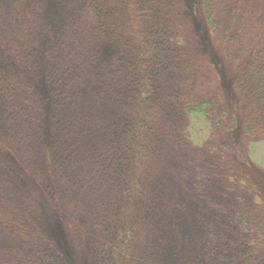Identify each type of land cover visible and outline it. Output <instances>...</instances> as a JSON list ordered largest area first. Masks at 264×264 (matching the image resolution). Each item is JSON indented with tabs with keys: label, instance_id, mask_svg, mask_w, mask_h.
<instances>
[{
	"label": "rangeland",
	"instance_id": "374dc122",
	"mask_svg": "<svg viewBox=\"0 0 264 264\" xmlns=\"http://www.w3.org/2000/svg\"><path fill=\"white\" fill-rule=\"evenodd\" d=\"M84 1L0 0V264L42 248L58 253L46 264H264V136L244 131L264 118V0H195L212 22L180 0H128L117 25L69 33ZM162 22L147 72L81 82ZM205 99L206 117L186 113ZM133 124L145 150L120 186L101 180L99 155Z\"/></svg>",
	"mask_w": 264,
	"mask_h": 264
},
{
	"label": "trees",
	"instance_id": "16d2710c",
	"mask_svg": "<svg viewBox=\"0 0 264 264\" xmlns=\"http://www.w3.org/2000/svg\"><path fill=\"white\" fill-rule=\"evenodd\" d=\"M84 1V0H83ZM184 8L186 9H192L194 13L193 20L196 16V3L195 0H180ZM130 5H132V2L128 0H85L83 2L82 10L84 11L82 13V16L77 15V11L71 15H75V20L72 22L70 19V16L67 17V22L70 26L69 33L76 34L77 31L83 32L86 31H92V29H101L103 24L102 19L105 17L108 24L112 23L113 25H117L113 18L112 12L115 10H125ZM200 10V9H199ZM198 10V12H199ZM126 11V10H125ZM201 15L205 21L212 22L214 10L211 8L210 3H207V6H205V9L200 10ZM157 15V14H155ZM152 18V16H151ZM150 18L149 26H155ZM153 19L155 20V16H153ZM77 20V22H76ZM111 21V22H110ZM164 25L165 23H161ZM148 29V28H147ZM102 30H106V37L110 40H114L113 36L111 35V30L113 28H104ZM101 33V31L99 32ZM71 36V34H70ZM112 36V37H110ZM169 37V33L167 30V27L161 26L157 28L154 31V35H150V30L147 33V35L142 39H139V42H134L133 46L131 45L130 51H126L128 53V56L124 57L122 54L117 57H111L108 60H102L98 62L96 65L92 64L91 67H88L81 79V82L83 80H92V82L97 81V77L104 78V75H107L106 78H104L106 81L109 80V78L112 76L114 79L120 78V74L125 73L127 74V77L130 81L134 80L135 75L133 72L136 70L139 72V68L144 66L145 62V54L150 53L151 48H155L156 51H159L163 47V42L165 39ZM120 38V37H119ZM100 39V38H99ZM98 41V40H96ZM115 43V42H114ZM123 46V45H122ZM124 47V46H123ZM2 53L5 57H7L9 60L13 61L15 64L19 65L18 56L22 57V53L20 49L13 48L11 45H6L2 49ZM143 54L142 58L141 55ZM143 59V61H142ZM141 60V62H140ZM96 61V59H91L90 63ZM84 63L79 60V69L82 68ZM66 64L64 65L65 68ZM14 69V68H13ZM92 70H95L94 74L86 79V77L90 74ZM144 70L147 72L146 65L144 66ZM77 70H70L69 73L71 74V80L72 83L75 78V73ZM125 71V72H124ZM64 72V69H63ZM50 72L47 76H49ZM133 78V79H131ZM41 89L39 85V90ZM55 93H50V96H46V100L53 99ZM255 98L260 97V91L256 89V92L253 94ZM24 100L28 101L26 97H24ZM22 99V104L29 107L28 102H25ZM211 102L209 100H200L196 104H189L186 105V113L191 116H201L206 117L207 110L210 108ZM43 108V107H42ZM21 111H23V106H21ZM117 117V116H116ZM43 118L42 114L40 119ZM250 123H246L244 127L245 134L247 137H257V136H264V118L263 119H256L251 125H248ZM43 132L46 131V126H44ZM123 133L116 134L115 140H111V143H109V146L107 148H104L105 151L101 152L99 155L98 163L99 166L96 171V175L101 179H105L106 176H110L111 180L116 183L117 186H120L122 184V176L127 171V168L132 165L133 159H132V150H145V144L143 143V129H140V126L137 127V125H129L128 126V144H126L124 141H122ZM6 152H8L7 147H3L1 145V154L4 153L6 155ZM7 157V156H6ZM134 157V155H133ZM104 166V167H102ZM1 176H3L1 171ZM261 191H257L259 193ZM7 227L5 226L6 229ZM37 251H39L37 249ZM42 251L45 255H58L56 250H49L46 249L45 251L42 248ZM48 256L39 258L35 257L34 260H36L35 264H46L48 260ZM38 260V261H37Z\"/></svg>",
	"mask_w": 264,
	"mask_h": 264
}]
</instances>
